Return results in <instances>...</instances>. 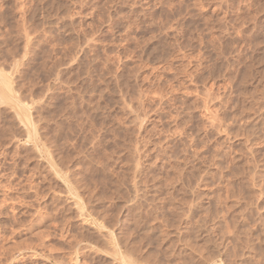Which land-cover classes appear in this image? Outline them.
<instances>
[{
	"label": "rangeland",
	"instance_id": "374dc122",
	"mask_svg": "<svg viewBox=\"0 0 264 264\" xmlns=\"http://www.w3.org/2000/svg\"><path fill=\"white\" fill-rule=\"evenodd\" d=\"M0 76V264H264V0H0Z\"/></svg>",
	"mask_w": 264,
	"mask_h": 264
},
{
	"label": "bare ground",
	"instance_id": "6f19581e",
	"mask_svg": "<svg viewBox=\"0 0 264 264\" xmlns=\"http://www.w3.org/2000/svg\"><path fill=\"white\" fill-rule=\"evenodd\" d=\"M1 77V76H0ZM4 80V79H3ZM7 80V79H6ZM2 81V80H1ZM4 85V84H3ZM5 89H6V87H8V85H7V83H5ZM19 104V103H18ZM27 121V120H26ZM29 136V135H28ZM66 183H67V189L69 190V192H71L70 190L72 189V186H71V182H69L68 180H66ZM73 185V184H72ZM123 258V257H122ZM126 261H124V263H125ZM127 263H129V262H127ZM126 263V264H127Z\"/></svg>",
	"mask_w": 264,
	"mask_h": 264
}]
</instances>
